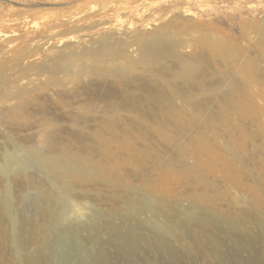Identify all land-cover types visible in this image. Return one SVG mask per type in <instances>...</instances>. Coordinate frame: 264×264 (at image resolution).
<instances>
[{"label": "rangeland", "instance_id": "rangeland-1", "mask_svg": "<svg viewBox=\"0 0 264 264\" xmlns=\"http://www.w3.org/2000/svg\"><path fill=\"white\" fill-rule=\"evenodd\" d=\"M153 221L178 264H264V0H0V264H170Z\"/></svg>", "mask_w": 264, "mask_h": 264}, {"label": "bare ground", "instance_id": "bare-ground-1", "mask_svg": "<svg viewBox=\"0 0 264 264\" xmlns=\"http://www.w3.org/2000/svg\"><path fill=\"white\" fill-rule=\"evenodd\" d=\"M30 167L34 168V169H36V170H38L44 174L49 173V170H48L46 163L43 160L42 156L38 155V154H31L27 151H22L21 155H19L18 152L7 153L4 157V163L2 165V171L7 176H11L17 172L26 173L29 171ZM11 198H12V191L9 187L1 198V202L5 208V216L4 217L13 225V227L17 231H21L22 230V224H21L22 221L19 217L18 212L16 211V209L18 207L17 208L14 207V205L11 203ZM35 200H36V205H37V209H38V215L41 217H45L46 213H48V215L50 213V215L52 217V224L53 225H60L59 223L61 222V217L65 216L66 214L69 213L68 207L66 206L65 203L60 202V197L57 194H53L50 196H43V195L39 194L37 196V199H35ZM188 215H189V218L191 219V221H193V223L198 224L200 222L197 220L198 217H192L191 211L188 212ZM182 220H184V219H182ZM46 221L47 220L45 219V223H46ZM99 221H100V219H99V216L97 214L93 217H89V219L85 225L86 228L89 229L92 237L96 236L97 233L99 232V229H100L98 226ZM24 222H26V221H24ZM180 223L182 225L183 224L187 225L186 221H180ZM47 226H48V222H47ZM54 228H56V227H54ZM81 228H82V226L80 224H77L74 228V233L76 235H79V233L81 232ZM152 228L157 230V231H161V233H162L161 235H159L157 241L150 242L147 240L148 242H145V237H139L138 239H136V242H135L137 244L136 249H138L139 251L142 250L143 249L142 244L146 243L147 246L154 249L159 256H161L162 253H166L167 254L166 257L169 260L168 263L178 264V262H177L179 259L178 252L180 251V247L177 245H173V246L170 245L166 239L167 237H170V238L173 237V231H176V226L172 225L171 223H165V224H163V227H160V225L157 221H155V222L153 221L152 222ZM116 231L117 230H109L108 231L109 232V241L112 239H115V238H121L122 246H125V245L126 246L127 245L133 246L132 244H133L134 239L131 237L132 232H130L128 234L124 233L125 235L124 234L122 235L121 232H119L120 230L118 232H116ZM48 248L49 247L47 246V244L43 245L41 254L37 258H35L36 262L37 261L43 262L49 258V249ZM136 249L133 250V248H132L131 255L132 254L136 255L137 252H139ZM104 257H106V256H104V253L102 252V250L99 249L96 251V257H94V260L97 262L99 259H104ZM99 261H101V260H99ZM144 262H145V259H144ZM128 264H131V263L128 262ZM147 264H149V262Z\"/></svg>", "mask_w": 264, "mask_h": 264}]
</instances>
